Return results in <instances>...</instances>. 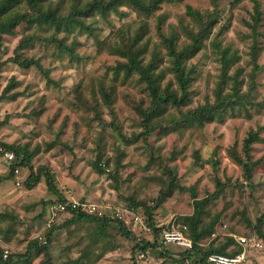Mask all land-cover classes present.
Here are the masks:
<instances>
[{
	"label": "rangeland",
	"instance_id": "1",
	"mask_svg": "<svg viewBox=\"0 0 264 264\" xmlns=\"http://www.w3.org/2000/svg\"><path fill=\"white\" fill-rule=\"evenodd\" d=\"M72 1L55 0V6L58 3L61 13L66 14ZM187 5L194 8V14L187 13ZM16 8L20 11L30 10L25 0ZM124 11H128V14L113 12L107 20L100 16L88 19L87 22L92 21L91 25L94 26V35L80 28L72 27L70 30L57 32L56 28L47 24L38 26L26 23L20 24L12 34H4L1 60L14 56L19 41L25 35L33 33L42 36L55 34L63 38L65 43L73 48V52L71 54L63 51L51 41L36 40L23 51L28 57L40 59L41 68L36 66L23 68L13 62L2 68L1 93L11 82H16V86L10 88L6 96L0 100V142L26 148L32 154L33 168L37 170L41 166L48 167L54 173L56 186L65 197L77 199L76 193L79 192L78 199L84 197L123 208L133 207L128 198L134 197L153 206L156 223L159 225H185L183 217L194 213L197 199L203 200L205 202L202 212L205 222L218 220L214 232L202 240V245L208 246L212 242L218 245L221 237L228 231L226 227L228 222L236 219L238 205L251 202L258 207L264 203V68L254 74L252 52V46L256 44L259 48L257 63L264 65V11L256 29L253 28L254 0L163 2L160 8L149 16L138 15L129 7H121V13ZM207 24H211L212 30L207 34L204 46L187 60V66L191 71L190 101L177 108L183 107L186 112L205 103L207 99L211 101L215 99L214 90L222 79V64L220 50H215L213 46L220 43L219 49L231 47V52L240 55L239 61L231 66L229 74L238 73V80L242 83L244 92L250 89L252 78H255V86L252 88L254 105L248 106L251 117L248 118L245 109L240 108L235 112L225 111L222 116L201 127L187 124L182 120L174 121L166 126L168 133L162 130L156 132L155 151L149 148L148 155L145 156L141 149L145 148L148 142L140 139L143 131L133 133L131 136L125 135L124 125H115L109 113L105 116V122L109 127L107 130L101 129L96 138L111 152L108 163L115 172L119 170V176L114 181L108 171L99 172L95 164L88 162L93 137L81 136L79 125L76 123L70 126L71 117L64 112V98L70 95L73 99H79L85 94L82 91L85 89L82 73L94 63L97 68L103 66L98 58L104 53L105 47L107 51L104 54V62L110 60L111 63H107L103 75L111 73L112 87L110 91L104 92L103 103L108 108L114 104L122 105L127 110L124 119L131 121L133 118H142L138 107L145 103L149 105L151 95L147 87L140 88V85L146 86V83L140 80L138 74L126 76L123 72L121 76V73H116L114 65L125 58L112 53L107 39L98 40V34L105 29L109 35L114 31L116 34L114 43L117 41L119 29L126 30L129 35L137 31L141 25H146L143 30L145 31L143 42H147L149 46L143 54L144 61H150L155 54L160 55L163 60L159 69H163L165 73L162 79L163 87L169 86L172 90H180L164 37L174 32L179 47H183L192 41L190 32L200 34ZM229 83L231 84L232 80ZM145 92L148 94L147 98ZM87 94L92 95L91 92ZM132 96H138L139 100L129 104V98ZM99 119L100 117L93 113V119L86 127L90 130L92 123ZM58 121L59 127L54 129ZM131 127L132 125L128 124V128ZM253 130L260 131L261 140L253 145L254 171L252 181L249 182L246 180L242 165L229 154V150L235 145L237 151L242 154L244 139ZM111 133H116L123 141L124 146L118 151H113L111 147ZM61 142L63 147L58 149L57 146ZM77 152L80 153L78 158ZM117 160L121 161L120 167L117 166ZM30 172L29 167H22L20 173L16 174L15 170H11L8 161H5L3 156L0 157V225L5 226L3 231L6 238H11L23 229L25 239L32 236L31 241L40 239V236L35 235L36 232L44 238L50 228L55 227L47 249L48 257L43 253L44 258L41 262L83 264V255L79 257L73 255L68 259L63 257L72 253L83 242L85 236L107 234L109 229L119 232V225L115 221H109L105 225L104 221L99 223L83 219L66 225L70 217L63 216L54 223L48 222L49 208L55 204L52 202L57 196L49 189L45 175L29 189L26 180ZM121 173L124 183L135 189L133 192L128 193L127 189L124 193L120 191ZM171 174L179 186L170 192L168 186L172 180ZM85 180L88 182L87 187L83 186ZM220 183L223 185V192L218 196H210ZM136 184H140L141 187L135 188ZM137 211L148 223L143 205H139ZM109 214L106 218H117L113 212ZM124 215L125 220H122L135 234L137 240L152 239V228L148 230L141 224L133 223L130 213L125 212ZM229 237L233 238L227 236L225 241ZM121 238L122 242L113 248V255L107 257L103 264H114L115 260H131L133 264L131 249L135 243H130L132 240L125 237ZM31 241L28 242L27 249ZM61 242L64 243L61 253L53 256L54 245ZM178 254L179 251L175 248L166 250L150 248L149 253L140 260V264H167V259H172L175 264H185L180 261L181 256ZM33 256L40 257L41 254H36L35 249H32L26 256L25 264H29Z\"/></svg>",
	"mask_w": 264,
	"mask_h": 264
},
{
	"label": "trees",
	"instance_id": "2",
	"mask_svg": "<svg viewBox=\"0 0 264 264\" xmlns=\"http://www.w3.org/2000/svg\"><path fill=\"white\" fill-rule=\"evenodd\" d=\"M23 0H0V79L1 70L9 62L18 64L23 68H29L31 66L42 67L40 59H35L33 57H28L24 54L23 49H25L29 44L38 41H51L56 43L63 51L70 52L72 54L73 48L67 45L63 38L58 37L55 34L42 36L40 34H28L25 35L18 43L15 50V55L6 59L1 60V50L3 45L4 34H12L14 30L22 23L35 24L41 26L47 24L51 27L57 29V32L70 30L73 28H80L85 30L91 35H94V26L91 22H87L88 19H95L97 16L102 17L107 20L108 16L117 12L120 14H128V11L121 13V7H129L132 11H135L138 15L149 16L155 10L159 9L163 2H174L179 0H73L70 5V10L64 14L61 13L60 5L56 3L55 7L49 6L47 10H43L44 6L48 3V0H25L28 4L30 10L20 11L16 8L20 2ZM255 13L253 16L254 25L253 28L256 29L257 24L261 21L262 10L259 0H254ZM194 8L191 5H187V13L194 14ZM146 25H141L137 31L133 34L127 35L126 30L119 29L117 32V41L109 45V49L112 53L120 55L121 58L125 60H119L113 67L116 73L120 74L122 72L127 75L138 74L141 81L146 83V87L150 92L151 101L149 104L150 111L145 112L143 106L138 107V111L141 115V119L147 121L153 116L163 115L167 111V108H162L161 105H167L168 102H172L174 106L178 107L185 105L190 101V69L187 66V60L193 57L198 51L204 46V40L212 30L211 24L204 26L202 33L197 34L190 32L192 41L179 47L176 40L175 33L172 32L170 36L164 37V42L168 49V55L171 57V67L176 77L178 78L180 84V90L171 89L169 86L163 87L162 79L165 75L163 69L160 68V62L163 58L155 54L153 58L144 63L143 54L146 53L148 48V43L143 42L144 32ZM119 39H121L119 41ZM117 43L120 45L117 47ZM214 49L220 50V61L222 64V79L214 90L215 99L213 101L207 99L203 104L198 105L196 108L189 109L185 112V118L182 119L183 122L187 124H195L199 127L204 126L207 122L214 121L216 118L223 115L225 111H239L240 108H244L246 116L251 117V113L248 106H253L254 102L252 100L253 87L255 86V78H252V84H250V89L246 92L242 90L241 82L238 80V73L235 75L229 74L231 66L238 62L240 55L236 52H231V47H226L224 49H219L221 47L220 43H215ZM259 48L257 45L252 46L253 61L255 63L254 74H257L260 70L264 68V65H259L257 63V54ZM238 71V70H237ZM232 80V83L229 82ZM16 82H11L8 87H6L1 93V82H0V100L6 96V92L10 88H14ZM160 130L168 133L166 126H161ZM144 134V133H143ZM261 140L260 131H251L247 137L244 139L242 154L237 151L234 145L232 149L229 150V154L242 165L244 170V175L246 180L252 181L254 162L252 161V149L253 145ZM0 145L4 147L5 150L12 151L14 153V159L8 160L11 170L14 171L16 167L22 169L29 167L31 172L26 180V185L29 189L33 188L37 184L42 175H45L46 181L49 189L57 199L53 200L52 204L65 201L69 197H65L61 194L58 187L56 186V179L54 173L46 166H41L40 169L35 170L31 165L32 154L24 147L15 144L0 142ZM3 153V152H2ZM0 153V157L1 154ZM121 161L117 160V166H121ZM218 166V162L215 163V167ZM95 168L101 172L105 173V169L99 168L95 165ZM116 177L118 179L119 170H116ZM112 176V174H111ZM172 180L169 184L170 192L178 187L179 184L175 182V177L171 174ZM113 177V176H112ZM116 179V180H117ZM223 192V185L220 183L217 190L210 196H218ZM81 200L93 201L88 198L81 197ZM131 205L138 209L139 205H143L145 209V214L147 217V222L152 228V239L141 238L137 240L135 234L127 228L124 220L121 219H108L106 217H97L85 212L68 210L61 213L57 220L63 216H69L66 225L74 223L77 220H90V221H104L106 225L110 221H115L119 225V232L122 237L133 240L136 239L135 244L131 249V257L134 259L133 264H140L136 261V253L145 252L149 253L150 248L159 249L158 235L161 227H158L153 212V206L136 200L134 197H129ZM210 198L207 199L209 201ZM203 200L195 201V211L192 215H187L183 217L184 224L188 226V234L194 241V249L192 251H180L179 259L184 262L185 255L190 258V264H211L208 261V255L210 253H223V254H236L237 252L229 253L227 251L230 244L234 242V239L229 237L227 241L220 242L215 245L214 242L210 243L208 246L202 245V240L210 237L214 232L215 223L218 219L205 222L203 217ZM100 203V202H96ZM104 203V201L102 202ZM136 209V211H137ZM50 210V208H49ZM50 213V212H49ZM49 220V216H48ZM55 227H51L44 237L46 241L44 244L40 243V239H34L29 244V249L25 254L28 256L32 249H35L36 254H46L48 257V246L53 238V232ZM46 260V258H45ZM42 261L41 263H43ZM186 264V263H185Z\"/></svg>",
	"mask_w": 264,
	"mask_h": 264
},
{
	"label": "clouds",
	"instance_id": "3",
	"mask_svg": "<svg viewBox=\"0 0 264 264\" xmlns=\"http://www.w3.org/2000/svg\"><path fill=\"white\" fill-rule=\"evenodd\" d=\"M261 10L264 11V0H259ZM55 6V0H48V3L44 6L43 10ZM115 32L113 31L112 35H109L107 29L102 33H99L97 39L100 41H105L109 45L115 40ZM120 45L117 43V47ZM107 51L105 47L104 53L98 58L99 62L103 65L100 68H97L96 64H92L89 69L83 71L82 75L84 78L85 89L84 95L79 99H73L72 96H66L63 100L64 112L70 115L72 123L79 125L80 135H90L93 137V144L90 145L92 149L88 154V162L95 164L99 168H103L109 173L112 174L113 180L117 179L116 173L113 168L109 165V157L111 152L105 147L104 143H101L97 139V135L101 133V129L107 130L109 127L108 123L105 122V116L109 113L111 114L112 121L115 125H124V133L127 136H131L133 133H139L143 131V136L140 137L141 140H144L147 143L145 148H142L141 151L145 153V156L148 155V149L151 148L155 151V136L156 132L160 130L161 126L171 125L174 121L182 120L185 118L184 108H177L170 101L167 105H161L162 108L166 107L167 111L163 115L153 116L150 120H143L140 118H133L131 121H126L124 119L127 115V110L122 107L120 104H114L111 108H108L102 101V96L104 92L110 91L112 85L111 73L107 76L103 75L107 63L111 61L104 62V54ZM147 64V60L144 61ZM135 75V74H134ZM123 76V72L121 73ZM145 85H140V88H145ZM91 92L92 95L89 96L87 93ZM147 92H145V97L147 98ZM136 100H139L138 96H132L129 98V104H133ZM143 110L145 112L150 111L149 105L145 103L143 105ZM54 111V109H53ZM93 113L97 114L100 119L92 123L91 129L89 130L86 126L93 119ZM51 113H49V116ZM63 119V115H61ZM128 124H131V129L128 128ZM59 127V121L54 125V129ZM79 138H77V142ZM111 147L113 151H118L123 148V141L119 135L116 133H111ZM94 145V146H93ZM63 147V142L57 146V148ZM80 153L77 152L76 156L79 157ZM99 157V159H97ZM4 160L8 161L9 156L5 154ZM166 164L167 161H164ZM77 167H79L77 165ZM119 182L121 184L120 191L124 193L127 189L128 193L133 192L135 189L132 186H129L123 181V173L120 174ZM83 186L87 187L88 182L85 180ZM140 184H136L135 188H140ZM15 190V189H13ZM22 194V193H21ZM77 198L80 193H76ZM117 204L119 201L116 202ZM115 207V205H113ZM4 225H0V264H25L26 253L28 251L27 244L32 240V236H28L25 239L24 230L20 229L16 235L11 238H6L3 231ZM27 227V225H25ZM228 231L225 233V236L221 237L220 242H224L227 236H233L234 242L229 245L227 251L239 253V261L242 264H264V203H261L258 207L253 205L251 202H248L245 205H238L236 207V219L230 220L226 225ZM35 235L40 236V243L44 244L45 240L39 232H36ZM163 241V237H160ZM122 242V238L115 229H109L107 234L97 233L93 235H88L84 237L83 242L76 247L72 253L68 254L64 259L71 258V256L83 255V264H103V261L107 257L113 255V248ZM135 240L130 241V243H135ZM219 243V242H218ZM171 247L170 245H165ZM64 243L54 245L52 250L53 256H57L61 253ZM129 249H125L127 251ZM137 260H139V253L135 254ZM99 257V259H98ZM44 258L42 253L40 257L33 256L29 264H41V260ZM167 259V258H166ZM114 264H132L131 260H115ZM167 264H175L172 259H167ZM228 264H232V261L229 260Z\"/></svg>",
	"mask_w": 264,
	"mask_h": 264
},
{
	"label": "built area",
	"instance_id": "4",
	"mask_svg": "<svg viewBox=\"0 0 264 264\" xmlns=\"http://www.w3.org/2000/svg\"><path fill=\"white\" fill-rule=\"evenodd\" d=\"M3 152V153H2ZM0 153L4 157L5 154L9 156V160L14 159V153L9 150H5L3 146L0 145ZM16 174L20 173V168H15ZM79 211V212H85L91 215H95L97 217H107L109 216V212H113L118 219H124V214L130 213L132 214V221L136 225L141 224L146 229H150L148 223H146V220L144 217L136 211L135 207H128L123 208L121 206H115L113 207L112 203H96L92 201L87 200H81L76 199L74 197L69 198L65 201H59L55 203L54 205L50 206L49 210V221L50 223H54L58 216L66 211ZM125 220V219H124ZM131 221V222H132ZM51 225V224H49ZM158 227H161V230L158 235V243H159V249L166 250L168 248H175L179 252L181 251H192L194 249V241L188 234V226L187 225H157ZM160 237H163V241H161ZM233 237V236H232ZM234 238V237H233ZM46 242V241H45ZM165 245H170L171 247H167ZM146 256L145 252L139 253V260H137L138 263H140V260ZM239 253L236 254H223V253H210L208 255V261L211 264H228L229 260L232 261V264H242L241 261L238 259ZM184 262L186 264H190V258L188 255H185Z\"/></svg>",
	"mask_w": 264,
	"mask_h": 264
}]
</instances>
